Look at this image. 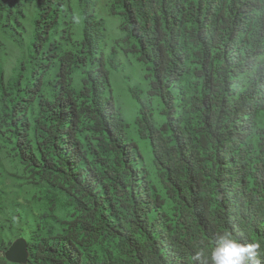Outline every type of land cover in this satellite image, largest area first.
I'll list each match as a JSON object with an SVG mask.
<instances>
[{"label": "trees", "instance_id": "obj_1", "mask_svg": "<svg viewBox=\"0 0 264 264\" xmlns=\"http://www.w3.org/2000/svg\"><path fill=\"white\" fill-rule=\"evenodd\" d=\"M107 2L141 67L143 150L97 0H77L78 26L71 0H0V36L24 49L12 77L0 61V154L34 188L0 202V264L23 224L24 264H209L195 246L224 231L264 264V0Z\"/></svg>", "mask_w": 264, "mask_h": 264}, {"label": "rangeland", "instance_id": "obj_2", "mask_svg": "<svg viewBox=\"0 0 264 264\" xmlns=\"http://www.w3.org/2000/svg\"><path fill=\"white\" fill-rule=\"evenodd\" d=\"M26 1L28 2V0ZM107 1L108 0H97L96 5L98 15L104 19L106 33V36L101 41V46L103 47L105 57L116 56L118 58L119 56L120 66L118 69H110L109 71L112 91L125 114L130 136L137 140L143 150V141H141L135 134L134 119L137 104L128 91L129 85H142L141 67L134 60V57L130 52H128L127 55L123 52V43H120L119 45L115 43V39L119 38L121 35L119 29L120 19L118 16L109 13ZM71 4L74 8L75 20L77 21L78 26L80 17L77 10V0H71ZM28 15L30 16V12ZM0 38L2 41L0 45V61L4 71L3 77L4 79H7L14 75V67L22 55H24V49L19 45L17 46L13 39L6 34H1ZM113 48H115L117 52L114 55L112 54ZM123 69L125 70L123 71ZM15 165L16 164L8 160L7 157L0 154V202L6 207H11L16 201H20V203L24 202V199L31 198L34 192L32 185L24 183V174ZM0 220H2L1 215ZM6 225L8 226V224ZM29 234V228L23 224V228L20 230L18 237L27 239Z\"/></svg>", "mask_w": 264, "mask_h": 264}, {"label": "clouds", "instance_id": "obj_3", "mask_svg": "<svg viewBox=\"0 0 264 264\" xmlns=\"http://www.w3.org/2000/svg\"><path fill=\"white\" fill-rule=\"evenodd\" d=\"M259 245L241 242L231 231L219 233L215 246L209 249L199 242L194 249V259H206L209 264H256Z\"/></svg>", "mask_w": 264, "mask_h": 264}, {"label": "water", "instance_id": "obj_4", "mask_svg": "<svg viewBox=\"0 0 264 264\" xmlns=\"http://www.w3.org/2000/svg\"><path fill=\"white\" fill-rule=\"evenodd\" d=\"M4 257L11 263L24 264L28 258L26 239L15 238L4 252Z\"/></svg>", "mask_w": 264, "mask_h": 264}]
</instances>
